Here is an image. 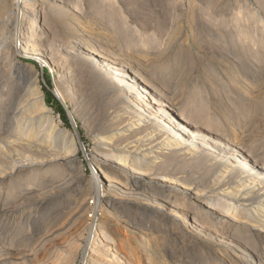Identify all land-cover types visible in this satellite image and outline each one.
I'll list each match as a JSON object with an SVG mask.
<instances>
[{
  "label": "bare ground",
  "instance_id": "1",
  "mask_svg": "<svg viewBox=\"0 0 264 264\" xmlns=\"http://www.w3.org/2000/svg\"><path fill=\"white\" fill-rule=\"evenodd\" d=\"M73 1L70 4L75 9L81 0ZM16 3L20 6L21 14V20L18 21L19 32L16 35L19 42L13 48L8 46L11 38L8 27H3L0 34V52L4 53V61L9 60V67L0 66V77L8 76L4 82L6 90L0 91V101L10 95L14 85L20 82L26 84L24 90L21 88L23 92L19 94L20 102L13 117V141L8 142L11 150L25 161L38 160L42 164L51 162L58 167L57 174H60L61 170L67 169V160L72 156L70 154L78 139L77 130L74 129L71 139L67 140V130L60 129L59 123H56L44 102L37 72L28 64H22L20 56H30L42 66L50 63L54 65L65 81L62 84L55 83V93L64 104L68 99H73L76 103L90 83L91 76L98 72L96 77L101 75L106 81L108 78L117 82L116 85L126 100V106L123 107V104V108L115 110L114 115L109 117L112 130L104 133L101 140L108 154L110 153L107 157L131 175L120 178L108 175L103 170H95L97 175L94 178L99 185L93 190L94 197L101 202L105 191L115 187L116 196L136 198L157 205L144 209L151 214L157 213V216H154L151 226L139 229L138 238L135 239L137 246L141 247L142 256L134 259L135 252L130 243H125V246L116 244L112 229L107 230V226L100 222L89 232L86 246L83 245L81 264H172L170 261L175 260L174 255L166 256L164 252L171 234L174 238L169 240L175 243L173 246L177 247V242L182 243L179 250L185 253L187 242L193 241L194 233L204 234L207 240H214L225 247L224 251L229 260H234L233 264H264V252H258L255 246L240 238L243 231L247 232L249 225L257 224L264 231V159L258 157L257 147L247 142L242 131L237 133L228 123L209 113L207 101H200L204 91L199 88L191 89L186 97L180 98L176 89L167 84L166 73L171 69L169 64L146 63L142 59L112 53L108 49L111 41L107 40V36L90 31L87 24L80 26L77 12L64 3L58 5L65 10L66 25L68 28L79 29L81 39L68 42L70 51L64 46L65 50H57L61 39L65 37L60 35L57 23L55 25L51 19H46L43 0H16ZM189 3L193 4L191 1ZM258 4L264 5V0L258 1ZM242 7L235 23H239L243 15L256 21L255 12L252 9L247 12L244 3ZM4 11L5 7L0 6V16ZM22 17L27 19L25 32L21 28ZM209 19L208 22L211 23L212 19ZM123 20L118 22L122 24L120 29L123 30L119 31L124 39L127 37L128 27H122ZM109 23L111 24L110 21ZM119 25L116 23L112 27ZM140 34L144 36L146 32ZM93 35H102V44L94 43ZM245 35L253 43L256 41V37L249 33ZM127 41H130L129 38ZM156 41L157 36L152 34L141 40L144 47L154 45ZM142 52L144 54L145 51ZM157 54L162 52L158 51ZM1 63L4 62H0V65ZM156 67L162 75H157ZM248 90V86H243L239 90V98L242 95L245 97ZM114 100L115 98L113 102ZM110 102L112 100L108 104ZM73 123L75 124L74 119ZM5 153L7 152L0 146V186L7 176V170L14 172L18 166L16 162H11L12 165L8 168L4 160H1ZM194 166L196 169H193ZM43 173L46 171L40 174ZM209 175L211 177L207 178ZM33 177L35 179L37 175ZM158 189L166 194L161 197ZM115 219L120 218L116 215ZM231 220L235 223L233 233L228 231ZM180 222L181 225L178 226ZM131 226L132 229L138 228L134 221ZM166 226H172V231L166 230ZM181 226L187 227L190 233L183 232ZM34 228L31 225L27 227L28 233H46V239L53 244V256L56 259L42 262V259H37L36 254L28 253H17L18 256L11 259L30 264H73L84 228L82 225L67 231L66 224L55 218L41 224L38 231ZM127 236H122L126 240L124 242H127ZM29 245H23L21 241L14 244L15 247ZM5 246L6 242L1 241L0 263L9 259L1 249ZM188 250L187 254H190L191 251L189 248ZM238 250H247L249 256L242 258L236 252ZM200 252L203 264L215 263L213 259L208 260V256L213 255L212 247ZM177 253L175 250L174 254L179 256ZM237 256L238 259L235 260ZM179 261L174 264H179Z\"/></svg>",
  "mask_w": 264,
  "mask_h": 264
},
{
  "label": "rangeland",
  "instance_id": "2",
  "mask_svg": "<svg viewBox=\"0 0 264 264\" xmlns=\"http://www.w3.org/2000/svg\"><path fill=\"white\" fill-rule=\"evenodd\" d=\"M190 1L193 4H190ZM258 1L261 0H81L78 9H74L70 4L74 3L73 0H43V11L47 20L51 19L55 25L57 23L60 35L65 37L61 39L57 50L67 49L68 42L80 38L79 29L68 28L66 25L67 15L61 5H58L64 3L77 12L80 26L84 27L87 24L90 31L107 36V40L111 41L108 49L112 53L128 55L136 60L142 59L146 63L169 64L171 69L166 73L167 84L176 89L180 98L186 97L191 89H202L204 92L200 101L203 103L207 101L209 113L228 123L237 133L242 131L247 142L257 147L258 157L264 159V5L258 4ZM242 3L247 6V12L251 9L255 12L256 21L250 19L248 15H243L242 20L235 23L243 8ZM0 6L5 7L0 16V34L3 27H8L11 37L8 46L13 48L17 45L16 42H19L16 35L19 32L18 21L21 20L20 6L16 0H0ZM207 18L212 19L211 23ZM111 19L116 20L115 23ZM119 19H124L122 27H128L127 37L124 39L120 32L123 28L120 29L122 24L118 22ZM116 23L120 25L113 28L112 25ZM26 27L27 19L22 17L21 28L24 32ZM144 32L146 34L142 36L140 33ZM245 33L256 37V41L253 43ZM151 34L157 36L156 43L144 47L141 40ZM102 35L99 37L93 35V42L102 44ZM142 51H145L144 54ZM158 51L162 54L158 55ZM3 54L0 52V62H4L0 66L7 68L9 60L4 61ZM26 56H20V62L28 64L37 72L44 102L51 116L59 123L60 129L67 130V140L71 139L74 129L77 130L78 139L70 154L74 157L71 156L67 160V169L61 170L60 174H57L58 167L51 162L42 164L38 160L25 161L17 152L11 150L8 142L13 141V117L20 102L19 96L26 84L20 82L14 85L10 95L0 101V146L7 152L1 160H4L8 168L12 165L11 162L18 165L14 172L7 170V176L0 186V242H6V246L1 249L9 258L0 264H30L11 259L17 257V253L36 254L37 259H42V262L51 261V258L56 259V256H53V244L46 239V233L32 234L27 230L31 225L38 231L41 224L55 218L66 224L67 231L74 226L84 227L73 264H81L83 245L86 246L89 232L91 233L93 227L100 222L107 226V230L112 229L116 244L125 246V243H130L135 252L134 259L142 256L141 247L137 246L135 239L138 238L139 229L151 226V222L157 216V213L151 214L144 209L157 205L136 198L116 196L115 187L105 191L101 202L94 197V189L99 185L94 178V175H97L94 173L95 170H103L108 175L120 178L131 175L107 157L110 153L108 154L101 140L104 133L112 130L109 117L126 106V100L120 93L117 82L108 78L106 81L101 75L96 77L98 76L96 72L91 76L81 98L76 100V103L73 99H68L64 104L55 93V83L65 82L61 73L57 72L51 63L42 66L34 58ZM60 56L61 53L58 54V57ZM156 69L158 70L157 67ZM156 73L162 75L159 70ZM6 78L0 77V91L6 90L4 87ZM245 85L249 90L245 97L242 95V98H239L241 97L238 95L239 90ZM232 90L235 92L232 93ZM110 100L112 102L109 105ZM97 163H100V166H97ZM45 171V174H40ZM35 175L37 177L34 179ZM158 192L161 197L166 194L160 189ZM116 215L120 219L116 220ZM133 221L138 224L137 229H132ZM229 223L231 226L228 231L233 233L232 227L235 223L232 220ZM178 224L180 226L181 222ZM249 226L246 228L247 232L243 231L240 234V238L255 246L258 252H264L263 229L257 224ZM172 228L165 227L168 231H172ZM181 228L183 232L190 233L187 227ZM124 234L128 235L127 242H124L126 240L122 237ZM192 237L193 241L187 242L185 253H181L182 250L179 249L183 246L182 243L177 242V247L173 246L175 243L169 240L174 238L171 234L164 248L166 256L174 255L175 260L170 263L174 264L180 260L179 264H203L200 251L212 247L213 255L208 256V260H214V264H233L234 260L228 259L222 245L215 243L214 240H207L204 234L194 233ZM20 241L23 245H30L15 247V242ZM43 243L44 245H41ZM188 248L190 254H187ZM175 250L179 256L174 254ZM236 252L242 258L249 256L247 250ZM237 259L238 256L235 260Z\"/></svg>",
  "mask_w": 264,
  "mask_h": 264
},
{
  "label": "trees",
  "instance_id": "3",
  "mask_svg": "<svg viewBox=\"0 0 264 264\" xmlns=\"http://www.w3.org/2000/svg\"><path fill=\"white\" fill-rule=\"evenodd\" d=\"M51 95V94H50ZM52 96V95H51ZM53 97V96H52ZM53 99H55L54 97H53Z\"/></svg>",
  "mask_w": 264,
  "mask_h": 264
}]
</instances>
